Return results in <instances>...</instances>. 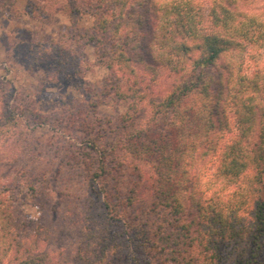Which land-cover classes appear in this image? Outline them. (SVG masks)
<instances>
[{"label":"trees","instance_id":"trees-1","mask_svg":"<svg viewBox=\"0 0 264 264\" xmlns=\"http://www.w3.org/2000/svg\"><path fill=\"white\" fill-rule=\"evenodd\" d=\"M257 2L210 0L209 24L194 0L82 2L94 15L86 39L109 70V97H142L153 86L164 93L151 100L157 115L153 125L123 139L147 164L140 187L129 188L127 201L151 194L143 212L145 243L158 250L157 256L146 252L151 264L259 261L264 248V65L251 71L244 65L251 46L264 49V9L256 8ZM141 5L148 17L139 12ZM58 53L52 57L60 62ZM222 103L232 107L238 131L225 144L215 138L231 130ZM132 107L136 111L138 104ZM166 114L167 122H160ZM208 160L217 166L199 188L190 169ZM24 224L9 202L0 200V264H53L50 252L40 251L38 240L24 234Z\"/></svg>","mask_w":264,"mask_h":264},{"label":"rangeland","instance_id":"rangeland-1","mask_svg":"<svg viewBox=\"0 0 264 264\" xmlns=\"http://www.w3.org/2000/svg\"><path fill=\"white\" fill-rule=\"evenodd\" d=\"M89 1L0 0V200L53 264H151L146 252L158 250L143 234L151 194L127 201L147 164L123 139L153 125L151 100L164 93L153 86L142 97H109V70L86 39L94 15L82 2ZM194 1L209 24L210 0ZM145 7L138 10L148 17ZM255 7L264 9V0ZM244 65H264V49L251 46ZM222 106L231 130L215 138L225 144L238 131L232 107ZM216 166L190 169L199 188ZM258 258L253 264H264V248Z\"/></svg>","mask_w":264,"mask_h":264}]
</instances>
